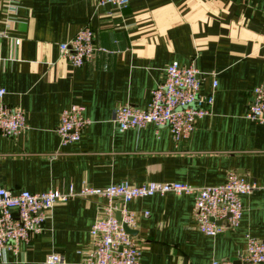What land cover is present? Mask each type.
Segmentation results:
<instances>
[{
  "label": "crops",
  "instance_id": "crops-1",
  "mask_svg": "<svg viewBox=\"0 0 264 264\" xmlns=\"http://www.w3.org/2000/svg\"><path fill=\"white\" fill-rule=\"evenodd\" d=\"M85 27L98 49L81 68L59 45ZM19 42L17 44L16 42ZM199 70L200 95L214 94L213 113L176 143L168 128L120 133L115 112L145 109L173 63ZM216 87L214 88V83ZM264 86V0H130L124 10L95 0H0V103L25 113L26 129L0 136V187L14 194L76 193L128 183L222 185L235 173L258 190L242 198L234 232L200 233L193 196H153L128 204L137 217L142 264H211L236 259L251 236L264 242V124L246 118ZM80 107L91 123L81 140L60 146V115ZM104 200L76 198L54 207L44 232L0 264H44L58 253L83 264ZM116 206L120 202L115 203ZM145 214H148L145 217Z\"/></svg>",
  "mask_w": 264,
  "mask_h": 264
},
{
  "label": "built area",
  "instance_id": "built-area-1",
  "mask_svg": "<svg viewBox=\"0 0 264 264\" xmlns=\"http://www.w3.org/2000/svg\"><path fill=\"white\" fill-rule=\"evenodd\" d=\"M95 2L97 8L111 6L124 10L130 0ZM16 43L19 44L18 41ZM98 51L105 52L95 46L94 33L90 27L83 28L75 38L59 45L60 57L74 68L89 63ZM165 73L164 82L152 91L147 108L126 105L115 112L114 123L118 132L144 129L152 125L157 129L168 128L175 142L181 143L191 136L199 119L212 115L214 94L206 97L200 95V72L193 63L181 66L175 62L166 68ZM216 85L215 82L214 88ZM5 94L6 91L0 89V100ZM246 118L264 124V86L254 90ZM90 123L80 107L64 110L56 130L60 146L78 143ZM25 129L24 111L11 109L1 102L0 136L13 137ZM257 190L256 183L235 173L229 174L222 185L205 188L178 183L132 186L124 182L103 189L85 187L78 193L71 189L67 193L50 190L38 194H14L0 187V260L6 252L17 254L21 244L28 245L36 236L41 235L55 206L76 198H96L104 200L106 204L99 208L101 215L91 228V248L78 252L83 257V264H142L136 237L126 230L134 231L138 224L136 215L127 209L132 201L158 195L193 196V216L197 230L207 237L216 238L234 232L240 226L245 212L242 198ZM116 202L120 204L116 206ZM65 263L63 256L52 253L47 256L44 264ZM211 264H264V242L247 236L246 246L236 259L213 260Z\"/></svg>",
  "mask_w": 264,
  "mask_h": 264
},
{
  "label": "water",
  "instance_id": "water-1",
  "mask_svg": "<svg viewBox=\"0 0 264 264\" xmlns=\"http://www.w3.org/2000/svg\"><path fill=\"white\" fill-rule=\"evenodd\" d=\"M117 218L120 220V216L118 215ZM128 233H130L131 235L135 236V231H131V230H128L126 229Z\"/></svg>",
  "mask_w": 264,
  "mask_h": 264
}]
</instances>
